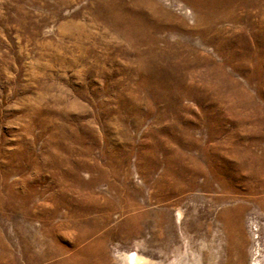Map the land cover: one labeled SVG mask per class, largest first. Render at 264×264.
Listing matches in <instances>:
<instances>
[{"label": "rangeland", "instance_id": "374dc122", "mask_svg": "<svg viewBox=\"0 0 264 264\" xmlns=\"http://www.w3.org/2000/svg\"><path fill=\"white\" fill-rule=\"evenodd\" d=\"M192 1L0 0V264H264V0Z\"/></svg>", "mask_w": 264, "mask_h": 264}, {"label": "bare ground", "instance_id": "6f19581e", "mask_svg": "<svg viewBox=\"0 0 264 264\" xmlns=\"http://www.w3.org/2000/svg\"><path fill=\"white\" fill-rule=\"evenodd\" d=\"M191 3L202 20L211 21L216 18L214 6H216L218 2L215 0H194ZM137 23V18L133 17L126 22V25L132 29H136ZM92 234V230H84L79 237V242L82 243L81 247L68 254L62 247H54L48 250L44 249L34 252L31 244L27 242L25 248L26 262L28 264H33L37 261L54 258V260L48 264H110L104 238L101 236L92 237ZM189 258L190 254L187 252L175 258L171 264H191L188 260ZM121 260L122 264H154L148 261L147 258L134 252L130 254L123 253V255H121ZM253 264L263 263L262 260L256 259Z\"/></svg>", "mask_w": 264, "mask_h": 264}]
</instances>
